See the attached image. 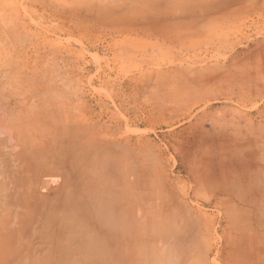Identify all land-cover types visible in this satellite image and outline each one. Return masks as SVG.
<instances>
[{
    "label": "crops",
    "instance_id": "0c3cea01",
    "mask_svg": "<svg viewBox=\"0 0 264 264\" xmlns=\"http://www.w3.org/2000/svg\"><path fill=\"white\" fill-rule=\"evenodd\" d=\"M120 1L105 14L121 20L112 32L140 36L156 53L146 66L168 70L171 125L201 163L154 187L169 179L233 227V264H264V0ZM102 148L90 161L75 141L51 152L0 139V264H140L144 185Z\"/></svg>",
    "mask_w": 264,
    "mask_h": 264
},
{
    "label": "rangeland",
    "instance_id": "374dc122",
    "mask_svg": "<svg viewBox=\"0 0 264 264\" xmlns=\"http://www.w3.org/2000/svg\"><path fill=\"white\" fill-rule=\"evenodd\" d=\"M110 1L0 0V139L51 152L75 141L90 161L108 140L115 161L144 185L140 264H233L224 256L235 249L233 227L192 196L173 194L169 179L154 187L160 174L198 172L201 163L186 160L187 135L171 125L175 84L160 81L168 70L146 66L156 53L140 36L112 32L121 20L105 14L121 1Z\"/></svg>",
    "mask_w": 264,
    "mask_h": 264
}]
</instances>
